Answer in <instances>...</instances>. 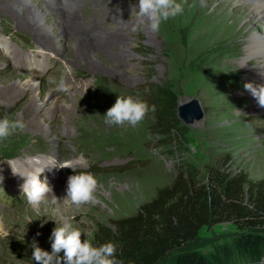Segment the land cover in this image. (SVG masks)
Returning a JSON list of instances; mask_svg holds the SVG:
<instances>
[{"label": "rangeland", "instance_id": "374dc122", "mask_svg": "<svg viewBox=\"0 0 264 264\" xmlns=\"http://www.w3.org/2000/svg\"><path fill=\"white\" fill-rule=\"evenodd\" d=\"M16 1L35 8L40 3V0ZM223 1L212 0L204 11L205 0H177L183 5V12L153 32L138 25L135 13L132 14V6H138V0H87L78 9L77 27L72 26L77 30L68 31L72 39L59 38V47L53 51V39L47 40L41 45L52 47L45 52L37 43L36 28H26L32 22L26 16L23 18L19 10L8 15L5 7H10V0H2L0 96H6L1 90L19 75H24L25 81L39 80L33 96L40 110L29 113L30 95L23 90L9 100L0 97V119L22 117L27 124L24 131L17 130L0 140V177H3L0 181V264H35L33 242L51 252L52 230L64 222L79 228L82 241L87 239L93 245L98 223L113 227L116 219L135 214L159 188L170 185L180 170L201 185L207 183L211 171L213 176L214 172L219 176L241 173L248 180H264V113L243 88L249 82L245 73L249 68L239 62L244 56L243 48H239L238 57L232 55L227 44L243 43V35L255 22L247 20L248 10L243 7H238L239 20L231 31L232 21L223 25L219 13L212 21H206L205 13L222 9ZM121 6H129L131 13L121 14L118 10ZM236 8L233 4L226 12L234 13ZM109 12L113 14L106 18ZM36 18L33 22L43 32H57L68 24L56 12L38 14ZM89 20L91 24L104 23V31L109 34L124 31L123 43L108 45L109 48H100L101 43L96 47L87 44L81 54L77 46L89 32L86 24ZM207 27L210 30L202 35ZM235 70L242 74L241 81L235 78ZM60 80L69 86L67 92L58 90ZM156 89L163 92L164 104L169 106L167 111L177 121L178 131L174 135L158 130L154 120L157 111H149L135 127L105 123L104 114L118 95L146 101L151 108L155 107L156 96L152 90ZM191 101L197 103V114L182 112ZM66 103L74 104L76 109L71 116L62 111L46 112L55 104L64 107ZM80 109L84 114L78 117ZM187 116L194 118L185 120ZM34 123L41 126L38 137L37 131L31 129ZM46 131H52L51 135L42 134ZM56 135L64 138L59 141L58 149L51 143ZM20 155H28L24 158L26 168L36 162V168H45L40 176L42 181L51 177V169L46 168L49 165L45 162L54 161L55 155L60 162H71L75 167V172L71 168L68 173L63 171L66 179L53 177L56 187L53 194L58 200L53 202L49 194L48 203L39 211L27 205L20 187L24 180L13 174L12 169L19 160L16 157ZM81 172L92 173L98 180L95 195L99 203L76 206L65 199L67 193L57 195L64 190L70 175ZM247 231L264 234V226L246 228L244 232ZM241 232L230 221L205 226L196 237L171 249L162 262L170 263L188 250L208 254L221 244H231ZM235 264H264V258L259 263L238 259Z\"/></svg>", "mask_w": 264, "mask_h": 264}, {"label": "trees", "instance_id": "16d2710c", "mask_svg": "<svg viewBox=\"0 0 264 264\" xmlns=\"http://www.w3.org/2000/svg\"><path fill=\"white\" fill-rule=\"evenodd\" d=\"M152 91L155 125L162 134L174 135L177 121L167 111L163 92ZM210 173L201 185L186 172L177 171L171 184L159 188L135 214L116 219L113 227L98 223L93 246L113 243L118 264H235L238 259L259 263L264 258V234L244 230L264 226V180H248L241 173ZM223 221L242 231L231 244H221L208 254L188 250L170 263L162 262L171 249L196 237L201 228Z\"/></svg>", "mask_w": 264, "mask_h": 264}, {"label": "clouds", "instance_id": "9594fccd", "mask_svg": "<svg viewBox=\"0 0 264 264\" xmlns=\"http://www.w3.org/2000/svg\"><path fill=\"white\" fill-rule=\"evenodd\" d=\"M183 12V5L177 0H138V6H132V14L138 25L146 27L153 32L160 30L161 24L170 18L176 17ZM243 88L248 91L257 101L260 107H264V85L252 82L244 83ZM58 90L67 92L69 86L60 80ZM149 111H155L146 101L133 98L132 96H117L115 103L106 111L105 123L109 126H137L144 120ZM27 127L22 117L0 119V140L11 136L17 130L24 131ZM52 167L71 168L75 167L71 162L56 164ZM51 168V167H46ZM45 168H33L26 172H18L12 169L14 175L23 178L24 183L20 186L27 205L33 210L39 211L41 206L48 203L49 194H52L53 202L58 198L53 194V188L47 180H41L40 176ZM3 177H0V181ZM98 180L89 172L70 175L67 179L66 198L72 204L81 206L85 204H97L96 198ZM82 232L70 222H64L57 226L51 233V252L45 251L35 242L31 245L32 259L35 264H118L115 259L116 247L108 242L99 247L81 239ZM63 252V256L60 253Z\"/></svg>", "mask_w": 264, "mask_h": 264}, {"label": "bare ground", "instance_id": "6f19581e", "mask_svg": "<svg viewBox=\"0 0 264 264\" xmlns=\"http://www.w3.org/2000/svg\"><path fill=\"white\" fill-rule=\"evenodd\" d=\"M20 1L23 2L24 0H20ZM86 1L87 0H40V3L38 5H36V8H35L31 4L23 6L21 4V2H18L16 0H10V7L9 6L5 7V10H6V13L8 15H14L15 11L19 10L23 14V18L26 16L25 18L28 19V21L32 22V25L31 26L26 25V28H33V29L36 28L35 31L39 35V39H38L37 43L40 44L41 48L46 52L48 49L50 51V48L52 46H53L52 51L57 50V48L59 47L57 40L59 38H68L69 41L72 39V37L70 35L71 33L68 31H72V30L76 31L77 30L76 24L79 21L78 19L80 18L79 14H78V9L80 6H82L80 4L84 3ZM48 2H50V4H48ZM211 2H212V0H205L204 5H203L204 11L208 10V7L210 6ZM25 3H27V2H25ZM222 3L224 5L222 9H218L217 11H212L211 13H205L206 21H212L214 18L218 17L219 14H221L222 19H223V23H222L223 25H226V23L228 21H232L231 26H229V30L231 31V28H234L235 23L238 22V20H239L240 15L238 13L241 10L238 7H243V9L248 10V15H247L248 19L247 20H249V21L251 20V21L255 22V24L251 27V29L247 33L244 34L245 36L243 35V38H244L243 43L244 44L239 43V42H235V41H231V42L227 43L228 47H229L228 49L233 51L232 55H237L239 57L238 50L240 47L243 48L244 54L242 53V55H244V56L240 58L239 62L241 63V65L244 64V65L248 66V68H249L245 72L246 77L249 79V82H252V83L257 84V85H264V0H225ZM0 4H2V0H0ZM233 4L237 6L236 11L234 10V13L228 14L226 12V10H227V8L231 7ZM55 9H56V11H55ZM118 10H120L119 12L121 14H125V15H129L131 13V8L129 6H123V7L121 6V9H118ZM49 12H51V13L56 12L58 18L62 19L64 21V23H66V24L68 23L67 26L63 25L62 27L59 28V30L57 32H54V31L43 32L42 29L37 28V23H34L33 19H35L36 15L38 16V14L43 16L44 14L49 13ZM217 13H219V14L216 15ZM109 14L112 15L113 13L109 12L108 14H106L105 17L107 18ZM91 23H92V21H90V20L86 23L89 26L87 29V30H89V32L87 33L86 36L82 37L79 40L77 50H79L80 53L85 50V47L87 46V44H89L91 47H96L98 44L101 43L100 48H102L104 46L107 47L108 45L112 46V44L117 45L119 43H121V44L123 43V41H124L123 40V34H124L123 32L124 31L118 30L114 34H109V33L104 31L105 27H103V25H102L104 23H102V24L101 23L91 24ZM74 25L76 26V27H74L75 29L72 27ZM89 28H92V29H89ZM202 29H205V28H202ZM208 30H210L209 27H207L205 30H202V32H201L202 35L206 34L208 32ZM253 31H255V32H253ZM50 39L51 40L53 39L54 45H52V46H51V44L47 45V46L41 45V44H46L47 40H50ZM109 46H108V48H109ZM110 48H112V47H110ZM233 72L235 74V78L238 81H241L242 74L238 73L239 71L237 72L236 70ZM26 79L27 78L24 75H19V77L16 81L10 82V84L8 86H6L3 90H1L2 93L6 94V96H0V97H2L5 100H9L10 98H13L12 97L13 95L18 94L19 91H22V90L25 91L27 94L30 95V97L28 99V104H29L28 110H29V113L32 114L33 110H36L37 112L40 110L39 107L37 106L38 103L33 96L34 88H35V86L39 80H36V82H31V81L29 82L28 80L25 81ZM71 84L74 85L73 82ZM255 102H256V105L258 107H260L256 100H255ZM76 103H78V102H76ZM73 106H74V104H73ZM73 106H70L69 104L66 103L64 105V107H60L59 104H55V106H53L52 108H50L46 112L58 111L61 113V111H62L63 113H66L67 115L71 116V113L76 110L75 107H73ZM244 108L246 109L247 107H244ZM72 109H73V111H72ZM260 111H262L264 113V107H260ZM83 114H84V112L81 110L78 117H81ZM189 118H194V117H192V116L184 117L185 120H188ZM87 119L91 120V118H89V117H87ZM84 120L86 121V119H84ZM70 125H72V124H70ZM65 127L68 128L67 123L65 124ZM79 128H81V127H79ZM31 129L34 130V132L37 131L35 133V136L38 137V134H39L38 131L41 129V126L34 123V125L31 126ZM60 129H61V127H60ZM51 132L52 131H46L45 133H42V134H44V135L47 134L46 136H48V135H51ZM58 136L56 135L57 138L53 137V139H51L52 147L56 146V149H58V147H59V144H60L59 141L62 140V138H63L62 136H60V138ZM56 152H55V154H56ZM29 154H34V152H30ZM26 156H28V155L17 156L16 158H18L19 160H17L13 169H15L16 171L19 170V172H24V170L28 171V170H31L33 168L38 167V166H36V164H38V162H36L33 166L32 165L27 166V168H26L25 165H26L27 159L24 160V158H26ZM57 156L55 155V159L52 162H50V160H48L49 164L45 162V164H47V165H49V167H51L50 168L51 174L49 176H51L52 178L51 177L49 178L47 175L48 178L46 180L51 187L54 186V187H52L54 193H56V190H55L56 187L54 184L53 177H55V180H57V179L62 180V176H65L63 179H66L67 176L63 174V171L67 172L68 170H70V168H67V167L66 168L52 167L56 164H63L65 162V161L60 162L58 160ZM43 164H44V162L41 163V165H43ZM5 167L10 169L9 165H5ZM70 172H72V171H70ZM49 181L53 182V184H50ZM58 182L59 181H57V183ZM64 182H65V180H64ZM63 189L64 190L62 191V193L60 192L57 194L58 196L63 194V193L66 194L67 183H65V188H63Z\"/></svg>", "mask_w": 264, "mask_h": 264}, {"label": "water", "instance_id": "95a60500", "mask_svg": "<svg viewBox=\"0 0 264 264\" xmlns=\"http://www.w3.org/2000/svg\"><path fill=\"white\" fill-rule=\"evenodd\" d=\"M192 103L187 107H183L182 108V112H185V111H189V112H191V113H195V114H197V109H196V102H193V101H191Z\"/></svg>", "mask_w": 264, "mask_h": 264}]
</instances>
